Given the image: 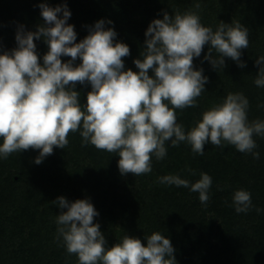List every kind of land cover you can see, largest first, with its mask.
<instances>
[{
    "label": "trees",
    "instance_id": "1",
    "mask_svg": "<svg viewBox=\"0 0 264 264\" xmlns=\"http://www.w3.org/2000/svg\"><path fill=\"white\" fill-rule=\"evenodd\" d=\"M41 3L53 8L67 5L71 13L67 23L74 26L77 43L104 20L105 29L117 33L115 42L129 46L124 70L134 72L138 71L134 60L142 59L149 24L163 19L165 12L197 11L201 23L214 31L221 22L239 21L249 32V46L241 50L240 58L245 67L225 57L226 66L213 69L204 59L209 50L205 45L201 56L193 60L194 69L202 68L208 78L205 91L197 98V107L176 110L177 123L189 131L204 111L230 92L248 99L250 122L264 120V87L254 83L259 70L255 61L264 56V0H0V54L17 47L15 37L21 26L35 32L44 24ZM196 3L201 5L199 10ZM34 43L43 64L48 45L44 38ZM80 63L79 58L74 61V65ZM149 75H154L151 70ZM75 90L81 105L86 103L91 85L77 83ZM253 139L259 159L228 144L216 147L209 142L201 156L187 143L172 147L169 141L165 158L158 161L153 156L152 171L139 176L121 175L117 153L82 146L79 131L69 134L66 148H54L40 164L34 162L38 150L0 158V264H78L76 255H69L57 240L55 219L62 210L52 202L60 196L69 202L89 199L99 213L94 223L100 224V217L111 226L121 221L117 238L106 241V247L125 235L146 245L145 237L160 232L170 239L177 264H264V137ZM202 172L212 178L206 205L189 188L158 183V177L169 174L195 183ZM240 189L251 193L254 207L247 213H236L232 205L233 193Z\"/></svg>",
    "mask_w": 264,
    "mask_h": 264
},
{
    "label": "clouds",
    "instance_id": "2",
    "mask_svg": "<svg viewBox=\"0 0 264 264\" xmlns=\"http://www.w3.org/2000/svg\"><path fill=\"white\" fill-rule=\"evenodd\" d=\"M39 7L44 24L35 32L21 26L15 37L17 47L0 54V158L38 150L34 162L40 164L54 148H66L69 134L77 131L82 146L117 153L121 175L150 173L152 157L163 160L169 141L172 147L187 143L201 156L210 142L216 147L232 145L260 158L253 137H264V120L249 121V101L242 93H228L187 132L177 123L176 110L197 107V98L205 91L208 78L193 65L205 45L209 50L204 59L213 69L222 70L225 57L245 67L240 58L241 50L249 46V32L239 21L221 22L214 31L201 23L197 11L165 12L163 19L149 24L142 59L134 60L138 69L134 72L124 70L129 46L115 42L117 33L113 28L106 30L104 20L77 43L74 26L67 23L71 13L66 4L53 8L41 3ZM194 7L199 10L201 5ZM40 38L48 45L43 64L34 43ZM62 56L71 59L62 62ZM77 58L81 63L74 65ZM255 63L259 70L254 83L264 87V56ZM150 70L154 75H149ZM77 83L91 85L83 105L75 90ZM187 171L196 174L191 168ZM158 183L189 188L206 205L212 178L202 172L190 183L169 174L158 177ZM52 203L62 210L55 219L57 240L69 255H76L78 264H177L170 239L160 232L145 237L146 245L125 235L106 247L100 225L94 223L99 213L89 199L69 202L60 196ZM232 205L236 213H247L254 207L251 193L236 190Z\"/></svg>",
    "mask_w": 264,
    "mask_h": 264
},
{
    "label": "rangeland",
    "instance_id": "3",
    "mask_svg": "<svg viewBox=\"0 0 264 264\" xmlns=\"http://www.w3.org/2000/svg\"><path fill=\"white\" fill-rule=\"evenodd\" d=\"M215 2L220 3V0H214ZM220 5V4H219ZM217 6V5H216ZM220 7V6H218ZM140 12H136V16H140L139 14ZM100 231L102 232V234L105 237L106 241H110V240H114L117 238V233H116V229L120 228L121 225V221H116V225L115 226H111L108 222V220L103 219L100 217ZM104 227V228H103ZM213 243H216V240H213Z\"/></svg>",
    "mask_w": 264,
    "mask_h": 264
}]
</instances>
